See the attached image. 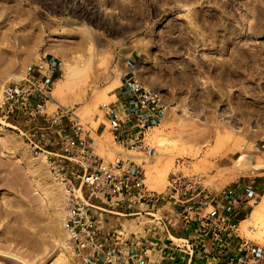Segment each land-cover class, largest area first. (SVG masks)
Returning a JSON list of instances; mask_svg holds the SVG:
<instances>
[{
  "label": "rangeland",
  "instance_id": "1",
  "mask_svg": "<svg viewBox=\"0 0 264 264\" xmlns=\"http://www.w3.org/2000/svg\"><path fill=\"white\" fill-rule=\"evenodd\" d=\"M130 59L169 105L148 130L151 157L114 140L102 106L117 103ZM48 60L56 67L42 113L5 116L3 85ZM47 113H63L70 138L80 122L105 161L134 154L149 196L177 170L218 191L254 179L261 190L237 232L264 245L254 216L264 214V0H0V264H84L67 231L69 196L49 152H62V139ZM70 166L79 185L83 167ZM146 217L138 232L152 225Z\"/></svg>",
  "mask_w": 264,
  "mask_h": 264
},
{
  "label": "built area",
  "instance_id": "2",
  "mask_svg": "<svg viewBox=\"0 0 264 264\" xmlns=\"http://www.w3.org/2000/svg\"><path fill=\"white\" fill-rule=\"evenodd\" d=\"M134 63V59L128 60L129 70L122 78V87H127V93L117 96V103H103L102 106L114 140L123 148L151 157L155 148L146 142L148 130L163 118L169 105L157 89L136 77ZM37 68L31 65L23 79L3 85L2 108L5 116L14 114L17 109L31 116L42 113L45 107L43 97L47 100L50 96L43 89L47 81L38 76ZM36 95H40L38 101L34 100ZM128 97L129 102L126 100ZM62 118L63 113H47L51 127H58L57 133L62 139V152L50 153L55 175L65 181L69 196L66 220L69 238L84 264H118L122 254L116 247H108L109 237L99 242V219L91 199L94 196H113L122 200L141 197L142 201H146L149 197L144 193L147 187L146 170L132 157L133 154L113 161L98 157L90 150L84 126L76 121V138H70L61 124ZM36 147L43 150L41 145ZM72 162L83 167V173L77 175L79 185L67 174L73 173ZM235 185L229 194L207 186L199 175L182 170L172 173L165 197L174 206H179L182 224L196 234L193 237L171 238L169 252L158 255L147 252V237L143 235L136 241L141 251L131 257L133 264H171L168 260L175 251L187 255L186 262L181 264H190L201 252L216 264H264V245L246 241L237 232L242 221L238 218L239 209L247 207L250 197L261 189L254 179ZM227 206L232 210V216L226 214ZM157 213H149L153 223L162 220Z\"/></svg>",
  "mask_w": 264,
  "mask_h": 264
},
{
  "label": "crops",
  "instance_id": "3",
  "mask_svg": "<svg viewBox=\"0 0 264 264\" xmlns=\"http://www.w3.org/2000/svg\"><path fill=\"white\" fill-rule=\"evenodd\" d=\"M55 67L56 64L50 60L43 61L42 66L37 68L38 76L48 82L50 77L55 74ZM127 91V87H121V90L116 95L119 96L120 94L127 93ZM126 100L129 102V97ZM235 186V184H232L222 190L230 194ZM166 192L167 190L153 197L148 195L149 197L146 201H142L141 197L140 199L138 197H131L130 200H128V197L124 200L113 196L92 197L91 203L96 207L94 210L99 219V242H103L105 237H109L108 247H116L122 254V259L118 264H133L131 257H134L135 254L141 251V247L137 245L136 241L143 235L147 237V252L152 255H158L160 252L165 254L169 252L171 238L193 237L196 234L182 224L179 206H174L173 203L167 201L165 197ZM162 204L163 206H161ZM225 209L226 214L232 216V210H229L228 206ZM151 212H158L157 216H161L162 220L153 223L151 217L150 219L146 217ZM241 215H246L245 206L239 209V219ZM143 217L149 219L152 225L145 228L143 232H138L136 229L142 230L144 222H147ZM186 260V254L175 251L174 254H171L168 262L171 264H181L182 262H186ZM216 263L207 254L201 252L190 264Z\"/></svg>",
  "mask_w": 264,
  "mask_h": 264
},
{
  "label": "bare ground",
  "instance_id": "4",
  "mask_svg": "<svg viewBox=\"0 0 264 264\" xmlns=\"http://www.w3.org/2000/svg\"><path fill=\"white\" fill-rule=\"evenodd\" d=\"M254 13V12H253ZM252 13V14H253ZM71 68H72V66H71V64H67V69L70 71L71 70ZM136 71V70H135ZM117 81H120L121 82V80L119 79V78H117ZM114 93V92H113ZM56 95V92H55V94L54 95H52L51 97H52V100L57 104V105H63L62 104V102L60 101V100H58L57 99V96H55ZM159 137V136H158ZM158 137H157V139H158ZM162 138V137H161ZM161 140V139H160ZM161 142V141H160ZM164 142V141H163ZM160 145H162L161 143H160ZM134 155V154H133ZM138 156V155H137ZM136 156V157H137ZM254 216H255V220H257V222L259 221V222H261L260 224H262V226L264 227V214L262 213V211L260 210V211H256L255 212V214H254ZM250 230H253V227H250ZM261 234H263L264 235V233L262 232Z\"/></svg>",
  "mask_w": 264,
  "mask_h": 264
},
{
  "label": "trees",
  "instance_id": "5",
  "mask_svg": "<svg viewBox=\"0 0 264 264\" xmlns=\"http://www.w3.org/2000/svg\"><path fill=\"white\" fill-rule=\"evenodd\" d=\"M244 218H245L244 215H241V216H240V220H242V219H244Z\"/></svg>",
  "mask_w": 264,
  "mask_h": 264
}]
</instances>
